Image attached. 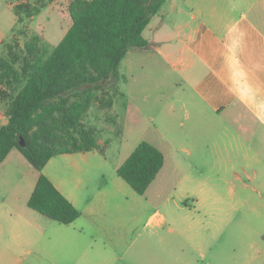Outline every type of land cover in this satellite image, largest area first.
Masks as SVG:
<instances>
[{
	"label": "crops",
	"instance_id": "0c3cea01",
	"mask_svg": "<svg viewBox=\"0 0 264 264\" xmlns=\"http://www.w3.org/2000/svg\"><path fill=\"white\" fill-rule=\"evenodd\" d=\"M147 29L148 47L172 61L188 84L189 91H178V110L186 117L189 105L197 111L193 129L206 131L211 155L221 164L239 157L248 168H264V0H167L144 36ZM7 34L0 30V44ZM96 151L56 155L42 170L81 212L63 224L29 206L41 172L12 149L0 164V264H119L147 227L149 236L178 233V210L187 205L174 197L178 184L167 179L165 164L141 195L117 172L126 159L108 179L97 180L108 158L94 162ZM193 151L180 148L187 157ZM253 179L264 191V172L247 176ZM140 208L147 209L144 221L135 212ZM188 230L192 239L191 224Z\"/></svg>",
	"mask_w": 264,
	"mask_h": 264
},
{
	"label": "rangeland",
	"instance_id": "374dc122",
	"mask_svg": "<svg viewBox=\"0 0 264 264\" xmlns=\"http://www.w3.org/2000/svg\"><path fill=\"white\" fill-rule=\"evenodd\" d=\"M35 1L0 0V30L8 33L2 41L11 42L17 36L23 46L38 35L41 47L49 52L72 25L71 0H45L39 14L18 22L13 6ZM145 36H151L148 29ZM153 50L150 46L127 54L120 65V75L127 79H120L117 88L108 84L102 95L104 103L111 97L113 104L95 101L83 121L105 148L104 154L99 150L92 154L93 161L108 158L97 180L108 179L114 168L146 140L164 152L167 179L178 184L174 197L187 208L178 210L177 234L162 231L161 235L149 236L152 229L147 227L131 255L119 264H264V191L255 189L254 179L247 180V176L254 177L255 170L262 177L263 165L248 168L239 157L234 163L221 164L211 155L206 131L193 129L195 119H199L197 111L189 105L192 114L186 117L178 110V91H189L188 84L182 82L183 76L172 61ZM0 56H7L2 42ZM1 88L11 96L17 92L0 83ZM9 101L0 102V122L8 120ZM172 104H177L175 109ZM182 121L184 127L180 126ZM181 146H192V156L180 153ZM235 154L237 149L232 150V156ZM65 163L73 172L70 161ZM243 182L250 187H244ZM159 208L169 213L168 207ZM135 212L145 220L147 209Z\"/></svg>",
	"mask_w": 264,
	"mask_h": 264
},
{
	"label": "trees",
	"instance_id": "16d2710c",
	"mask_svg": "<svg viewBox=\"0 0 264 264\" xmlns=\"http://www.w3.org/2000/svg\"><path fill=\"white\" fill-rule=\"evenodd\" d=\"M54 1V0H50ZM167 0H71L72 25L49 52L33 35L21 46L17 36L2 41L7 56H0V102L7 99L8 122L0 126V164L17 148L40 171L29 206L63 224L74 222L80 210L42 173L60 154L105 148L84 123L95 101H103L105 87L117 88L120 65L128 52L147 48L144 31ZM45 0L13 6L18 22L41 12ZM25 144L22 145L20 139ZM165 164V154L141 141L119 166L118 174L139 194L146 193ZM264 237V236H263Z\"/></svg>",
	"mask_w": 264,
	"mask_h": 264
},
{
	"label": "water",
	"instance_id": "95a60500",
	"mask_svg": "<svg viewBox=\"0 0 264 264\" xmlns=\"http://www.w3.org/2000/svg\"><path fill=\"white\" fill-rule=\"evenodd\" d=\"M20 142H21L22 145L25 144V141L23 140V138L20 139Z\"/></svg>",
	"mask_w": 264,
	"mask_h": 264
}]
</instances>
